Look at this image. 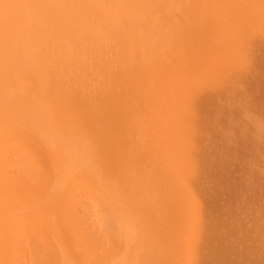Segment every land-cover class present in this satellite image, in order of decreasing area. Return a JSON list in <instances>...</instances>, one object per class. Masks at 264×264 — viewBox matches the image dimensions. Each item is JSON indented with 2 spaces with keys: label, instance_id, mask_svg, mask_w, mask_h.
I'll return each instance as SVG.
<instances>
[{
  "label": "rangeland",
  "instance_id": "1",
  "mask_svg": "<svg viewBox=\"0 0 264 264\" xmlns=\"http://www.w3.org/2000/svg\"><path fill=\"white\" fill-rule=\"evenodd\" d=\"M254 3L255 0L242 1L238 6L232 7L234 10H231L230 14L245 13L251 17L250 19L247 17L248 22L253 19L251 23L243 22L245 24L239 28L243 29L241 38L247 41L256 31L260 34V40L252 46L257 50L263 48V51L260 54L256 51L252 52L250 42V45L248 43L246 47L244 45V49L243 46L237 50L233 49L236 52L231 55L230 60L235 65L233 71L227 69L232 73L225 71L224 68H227L225 64L222 65V69V66L215 68L214 65L215 71H212V68H202L204 71L209 70L203 71L202 74L198 73V76L200 74V77L204 78L205 84L204 82L199 84L202 78L196 75L197 84L195 81L193 84L188 82L184 85V91L180 92L183 86L180 90L173 91L174 94L177 91H179L177 94L183 93V96L179 95L180 98L185 97L186 92V97L195 98L192 103L184 104L186 97L185 101L178 97L180 105L175 101L171 104L166 102L170 105L168 110L171 112L169 118L164 115L171 121H168L170 124H166V119L160 122L161 114L148 117L145 122H141V116L133 101V94L137 90L134 75L138 76L137 72H147L148 64L151 62L162 69L160 82L173 81L175 75L181 77L185 75L182 80L187 79L190 82L196 79L193 76L196 72V64L184 61L181 56L187 50L186 38L198 22V15L205 18V25H216V16L208 13L213 3L205 7L203 0H35L20 25L9 26L11 31L18 30V38L10 37L6 55L5 106L8 110L5 124L11 138L4 145L7 154L8 151L14 153L16 150L12 141L14 138L17 139L19 146L17 150L23 149L35 158L39 156L38 151H40L45 159L50 160L53 169H57L59 179L58 183L57 177L55 178L57 180L54 182L55 187L58 190L61 187L62 200L67 204H73L68 207L74 209L72 212L69 208L74 217L79 211H81L79 213L81 216L78 214L79 218L98 217L104 214L101 210L106 208L105 212L109 210L107 214L111 217L108 220L113 218L112 226L110 220L106 223L102 220L101 223L103 225L108 223L104 229L110 228L107 229L109 232L115 229L112 227L117 226L116 222L119 223V228L116 227V230H120V225H123L124 229L121 228L123 231L127 228L132 230L137 225L144 228L146 226L145 230L137 227L138 235H135L137 237L142 235V239L139 240L149 243V247H106L110 252L105 247H98V249L102 248V251L106 249L104 254L102 253L104 258L99 253L102 252L101 249L98 252L94 247L95 250L92 252L96 251L98 253L94 252V254L99 255L98 258L93 256V259L96 258L94 261L100 264H107L109 259L112 261L109 264H158L159 262V264H174L176 260L180 263V259H185L188 252L191 257L188 255L187 257L190 259L186 257L187 260L181 263L261 264L264 262L260 261L264 260V250H261L264 249V200L261 199L262 196L264 197V191L260 192L264 190V29L260 31L264 26L258 27L256 23L261 19L259 13L263 8L262 2H259L261 9L257 5L259 3L255 5ZM255 19L257 21H254ZM249 32L251 37H248ZM249 46L251 49L248 48ZM209 52L206 48L202 54L206 56ZM221 56L223 60L228 58L224 53ZM246 75H248L247 82L240 80L244 84L240 83L239 78ZM172 103L173 108L175 105L177 108L183 106L186 111L181 108L182 114L175 106L174 110L177 111L175 113L171 107ZM174 113L176 115L180 113L178 115L182 116H177L183 120L175 118ZM160 124L165 125L163 129ZM156 125L159 126V131ZM81 172H87L89 179L94 180L95 183L97 181L96 184L99 186L93 185V181L87 186L88 188L84 186L87 189L85 191L83 186L80 187L79 184L76 186L74 182L77 180L73 175ZM215 176H219L218 180ZM259 183H263V186ZM56 184L63 185V188ZM94 186L100 187V190L94 191L96 190ZM89 189L92 190L91 193H86ZM199 190H203L205 196ZM134 192L138 194L137 197ZM195 192L197 194L199 192L200 197H197ZM257 192L258 194L260 192V197ZM94 193L95 196H92ZM96 193H100L99 198ZM101 195L107 200L113 199L111 207L109 204L105 205L107 200L104 202L105 199ZM66 197H69L70 201ZM250 199L252 201H249ZM200 200L205 203L202 205L203 202ZM64 201L61 204L64 203L62 206L65 207ZM191 202L193 205L188 206ZM99 203L104 204L100 206L102 214L97 207ZM112 203L118 207H113L116 208L115 212L111 210ZM134 204L136 207L140 205V210L134 207ZM74 205L76 207L73 208ZM77 207L78 210L75 209ZM88 208L92 209L91 211L98 210L99 214L91 213L89 210L91 215H88ZM259 208L261 210L255 214L257 212L255 210ZM65 209L68 211V208L63 210ZM64 213L66 219L69 218L70 214ZM228 215L235 217H228L234 222L228 220ZM92 217L89 219L90 222L94 220ZM103 217L105 218V215ZM100 218L102 219V216ZM169 220L174 223L176 221L175 226L172 222L166 227ZM235 220L241 222L238 225L242 226V231L245 230L244 225L246 231L249 227L250 231L243 232L244 236L246 234L254 237L252 233H255L257 238L240 236L242 234L236 231L239 227H235ZM230 222L235 228L231 229L232 237L229 236L231 231L228 233L232 226ZM224 223L230 227L227 228ZM172 226L177 228L176 232ZM135 228L133 232H136ZM141 230L144 234L140 232ZM177 231L183 233L185 239L182 234L178 237L180 234ZM186 232L188 234H185ZM146 233L150 236L148 239L152 237V233L156 240L151 238L152 242L147 241ZM234 233L239 234L242 240L245 238L244 243L240 242L238 235L234 237ZM163 235H168L167 239ZM224 238H227L226 241ZM229 238L232 244L229 243ZM250 238V242L246 243ZM173 239L175 242L180 239L187 240L190 250L188 251V244L185 243L187 241L181 240L182 246H180L176 245L180 241L173 244ZM189 240L193 242L190 243ZM183 242L187 245L185 247L187 250H181ZM150 243L153 247H150ZM192 243H200L199 248L197 245L194 246L199 251L200 248L202 249L200 253L196 252L198 249L195 250L194 247L192 249ZM202 243L208 246L203 247L205 244L201 246ZM227 243L231 244V248L244 249L239 253L237 249H229ZM162 244L169 247H162ZM158 245L159 247H156ZM242 245L245 247H241ZM249 245L251 247H248ZM77 248L80 247L73 250ZM116 248L118 251L121 250L118 252ZM176 248L179 251L177 253ZM115 250L122 256L114 253ZM181 251L184 256L180 254ZM234 251L240 255L237 256ZM259 251L261 253H258ZM111 252L115 259L111 256ZM171 252L182 257L174 253L177 257L173 258ZM193 254L195 258L191 260ZM100 256L104 262H101ZM110 256L113 260L107 258ZM253 259H258L257 261L260 262L255 263ZM194 260L195 262L190 263Z\"/></svg>",
  "mask_w": 264,
  "mask_h": 264
},
{
  "label": "bare ground",
  "instance_id": "2",
  "mask_svg": "<svg viewBox=\"0 0 264 264\" xmlns=\"http://www.w3.org/2000/svg\"><path fill=\"white\" fill-rule=\"evenodd\" d=\"M34 1L35 0H0V264H100L99 262L94 261V260H96V258L93 259V256L98 258L99 255L96 254V253L99 252L98 250L101 249V251H102V248L98 249V247H105V248L106 247H110V248L111 247L112 248L113 247H117V248L118 247H120V248L121 247H130V248L131 247H149V243H146V242L144 243V242L139 240V238L142 239L141 238L142 235L140 233H139L141 235L140 237L136 236V235H138L137 234V227L140 228V229L144 228L143 226L140 227L141 225L140 226L137 225L136 228L134 227L136 232L132 231L134 229L132 227H131L132 230H130V228L129 229L127 228V229H125L123 231L122 230V229H124L123 225L122 226L120 225V230H116V227L119 228V226H118L119 223L118 222H116L117 226L113 225L112 228H115V229L111 230V232H109L107 230V229L110 230V228L105 227L106 229H104V226L108 225V223L106 225H103V223H101L102 220H103V222L106 223L108 218H111V217L108 216L109 210L108 211L106 210L107 212H105L106 208L103 209V207H102L103 210H101V211L104 212V214L101 215L102 219L100 218L101 217L100 215H98L99 218L97 216H93V217L91 216L92 219H94V220H91V222H90L89 219L91 217H89V219L86 218V217H84V218L80 217L79 218V216H81V214H79V213H81V211H79V213L78 212L76 213V210H75V213L77 215H75V217H74L73 213L70 212L72 209L70 207H68V205L71 206L73 204H69V203L67 204V202H65L61 198L60 192L62 193V190H61L60 186H62V188H63V185H60V184H63L65 182L62 181L63 183L60 182L59 185L56 184L57 186L60 187V188L58 187L60 190L56 189L57 187H55L54 182L57 181L55 179L57 177V169L56 168L53 169V166H51L52 164L50 163V160L45 159L40 151H38V153H40L39 156H37L35 158L32 154H29L27 151H25L23 149L17 150L18 147H19L17 145V139L12 138V141L14 142V146L16 147V150H15L14 153H10L8 151V154H7V151H6V148L4 147V145H5V142L8 141L11 138H10V134H9L8 129L6 127V124H5V117L7 116L6 114H7V110H8V107L5 106L6 94H7L6 93V86H7V79H6V55H7V51H8V40L10 39V37H14L15 39L18 38V30L16 29L14 31H11V29H9V26H12V25L19 26L21 21L25 19V13L27 12L28 8L31 7L34 4ZM242 1L244 2L246 0H211V1L203 0V3H205V7H207L209 4L213 3V7L211 9H209L208 13L216 16V17L214 16L215 19H216V23H215L216 25H211V26L210 25H208V26L205 25L204 24V23H206L205 22V18L201 17V15H198L197 16L198 17V22L194 25V27L192 28L191 32L188 34V36L186 38V44L185 45H187V47H186L187 50L185 51V54L183 56H181V57H182V59L184 61H191L192 63L196 64V72L193 75L194 77H196V75H197V77H200L201 76L200 74L204 73L205 71H209L208 69H211V68H212V71H215V70H213L214 69L213 68L214 65H215V68H217V67L220 68L223 64H225V66L227 67V68H224L225 71H227V72H228V70L231 71L233 69L234 65H235L234 63H232V60H230L231 55L235 54V52H236L233 49L237 50V48H239L240 46H243V49H244L249 44V42H250L251 47H252V50H251L252 52L256 51V53L260 54L263 51V48L261 50L260 49L257 50V49H255L252 46V44L254 45L255 42L260 40V34L257 33L256 31H254V33H252L253 37L250 36L251 33L249 32L250 34H249L248 37H251V38H249V40L246 39L247 41H244L245 38H243V39L241 38L242 37V33H243L241 31L243 29H239V28L243 27L242 25L246 23L245 21H247V23H251V20L253 21V19H251L248 22V19H250L251 17H249V15L245 14V13H243V14H234V15L230 14L231 10H234V9H232V7L238 6L239 3L242 2ZM260 1L262 2V6H261V7H263L262 9L260 8V5H261L259 3ZM263 1L264 0H259V2H258V1L255 0L256 3H259L257 5H259V8L261 9L260 13H259V16L261 17V19H259L260 18L259 17L258 21L256 19L254 20V21H257L256 23L258 24V27H260V26L263 27L264 26V6H263L264 3H263ZM256 3H254V5ZM226 4H228V6ZM247 17H248V19H247ZM255 17L257 18V16H255ZM26 18H27V16H26ZM243 22H245V23H243ZM263 29L264 28H260V31H263ZM250 39H252L254 42L252 40H250ZM246 43H248V44H246ZM244 45H245V47H244ZM251 47L249 46L248 48L251 49ZM206 48L209 49L210 52L207 53L206 56H205L202 53L205 52ZM222 53H224L225 56H227L228 58L223 60V58H221L222 57L221 56ZM258 60L256 59L255 61H258ZM226 62H227V64H226ZM148 67H149V69H148L147 72H144V73L143 72H137L138 76L134 75L135 76L134 82L137 83L136 84L137 90H136V93L133 94V96H134L133 101L135 102V108L139 111V114L141 116V122H145L146 118L153 117V116L158 115V114H161V116L159 115V117H161V121L160 122H163L166 119L165 115L168 118L170 117L169 112H171V111L168 110L170 108L169 104H171L172 101H175V103L177 102V104H178L179 100L182 99V98H183L182 101L183 100L185 101L184 98L187 96V94L185 92L184 93L185 97L180 98L179 95L183 96L182 95L183 93L182 94L181 93L177 94V92L179 93V91H177V92H175L176 94H174L173 91H175L177 89L180 90L181 86H183L182 90L180 91V92H182V91H184L183 89L185 87L184 86L185 84H187L188 82H189V84H193L194 81L197 84L198 81L196 82V80H198V79L196 77V79L194 78L190 82V81H187L186 78H184L186 80H182V78L185 75L183 77H181L180 75H175L173 77V81L160 82L159 79L163 75L162 69L157 67V66H154L151 62H149ZM202 68L203 69L208 68V69H206L204 71ZM222 68H223V66L221 67V69ZM198 70H199V72H198ZM198 73H200L199 76H198ZM228 73H232V72H228ZM200 78H202V77H200ZM247 79H248V75L242 76L241 78H239V82L241 83L242 81H240V80H243V82L246 83ZM203 80H204V78H202V81L200 79L199 80V84H200V82H202V83L204 82V84H205V81H203ZM237 80H238V78H237ZM204 84H201V85H204ZM201 85H199V86H201ZM168 90L170 92H168ZM145 91H147V92H145ZM156 92H158V94H155ZM186 98H187L186 101H185L186 103H184V104H187V105H188V103L193 101V99H195V98L192 99V97H191V99H189L190 97L189 98L186 97ZM173 99H177V100L179 99V100L177 101V100H173ZM167 101L169 102V104L167 103L168 105L166 104ZM194 101H196V100H194ZM173 103H172L171 107L174 105ZM178 105H180V103ZM175 106H174V108H175ZM184 106H186V105H184ZM174 108H173V110H174ZM176 108H177V106H176ZM178 108L181 111L185 107L183 108V106H182V107H178ZM178 108H177V111L179 112ZM174 111H175V113H177L176 110H174ZM174 111H172V112H174ZM166 113H168V114H166ZM178 114H180V113H178ZM182 114H183V112H182ZM177 115L175 116V118L177 117L178 119L182 116V115L181 116L178 115V116H180V117H178ZM186 115H187V113H186ZM186 115H185V117H186ZM159 117H158V119L156 118V121L159 120ZM168 118L166 119V121H167L166 124L169 123L168 121H170V120H168ZM178 119H177V121H178ZM171 120H173V119H171ZM179 120H181V118ZM171 125H173V124L171 123ZM171 125H169V126H171ZM159 126H161V128H162L165 125L162 126L160 124ZM156 127H157V125H156ZM156 127H155V129H156ZM162 129H160V130H162ZM152 130H154V129H152ZM158 131H159V128H158ZM88 173L91 174L90 172H88ZM209 174H213V173H209ZM73 177H74L75 180H77V181L74 182L76 184V186L79 184V185H81L80 187H82V186L83 187L84 186L87 187L92 181H93L92 184L94 183L93 185L99 186V185L96 184L97 181L95 183L94 180L89 179V175L87 174V172H81L80 174L78 173L76 175H73ZM210 177H211V175H210ZM212 177H213V175H212ZM218 178H219V176H215V179L218 180ZM57 179H58V177H57ZM263 181H264V179H263ZM58 183H59V179H58ZM262 184H260V185H262ZM96 186H94L95 189H96L94 191H98V189L100 190V187L97 188ZM65 187H66V185H65ZM65 187H64V189H65ZM86 187H84L85 188V189H83L84 191L87 190ZM77 188L78 187H76V189ZM91 188H93V186H91ZM76 189H74V190H76ZM79 190H81V188ZM90 190L91 189H89L86 193L90 192ZM263 191L264 190H260V192H262V193H263ZM199 192L202 193L203 190L202 191L199 190ZM199 192H198V194L195 192L197 194V197L198 196L200 197V195H199L200 193ZM260 192H259V194H260ZM134 193H133V195H134ZM99 194H97L98 198H99ZM136 194L137 193H135V196H136ZM196 194H195V197H196ZM203 194H204V192H203ZM208 194H210V193H208ZM257 194H258V192H257ZM92 196H95V193ZM105 196L106 195L104 194V197ZM203 196H205V194ZM203 196L201 195V197H203ZM207 196H210V195H207ZM239 196L243 197V195H241V194H239ZM260 196L261 195H259V197ZM102 197H101V199H102ZM104 197H103V199H105L104 200V202H105L107 200V198H104ZM136 197H134V198H136ZM256 197H257V195H256ZM66 198H67L68 201H70L68 199L69 197H66ZM181 198H182V196H181ZM258 198H257V200H259ZM95 199H97V198L95 197ZM103 199L101 200L102 202H103ZM199 199L200 198H198V200ZM261 199L264 200V197L262 196ZM98 200H100V199H98ZM62 201L65 202L67 207H66V205H65V207L62 206V205H64V203L61 204ZM108 201H110V203H107ZM111 201H113V199L109 198L107 200V202L105 203V205L109 204L110 207H111ZM190 201H192V198H190ZM200 201L203 202V203L200 202L202 205L205 203V201H203V200H200ZM249 201H252V199H250ZM138 202H139V200H138ZM176 202H177V200H176ZM194 202L195 201L193 200V203ZM113 203H112V209L111 210L114 211V209H116V208H113V207H117V205L113 204ZM257 203H260V202H257ZM135 204H134V207H136ZM98 205L99 206H97V205L96 206L99 208V212H100V209H101L100 206H102L104 204L99 203ZM113 205H116V206H113ZM140 205H141V203H140ZM140 205H139V207H136V208H138V210H140L139 209ZM191 205H193L192 202L190 204L188 203V206H191ZM260 205H261V203H260ZM76 206H77V204H76ZM76 206L74 205L73 208L76 207ZM96 206H95V209H96ZM194 206H196V205L194 204ZM63 207L64 208H68L67 209L68 211H66V209L64 211ZM164 207L166 208V206H164ZM197 207H198V204H197ZM69 208L71 210H69ZM78 208L79 207H77L75 209L78 210ZM86 208H87V206H86ZM91 208H92V205H91ZM200 208H201V206H200ZM87 210H88L87 214L89 215L90 214L89 213L90 208H88ZM167 210L165 209V211H167ZM259 210H261V208H259L258 210H255V211H257V212L254 211L255 214L259 213L258 212ZM73 211H74V209L72 210V212ZM204 211H206V210H204ZM64 212H67V214L70 212L69 213L70 216L68 215L69 218L66 219V217L64 215L66 213H64ZM86 212H85V214H86ZM92 212L94 213L96 211L94 210V211H91V213ZM97 212H98V210H97ZM102 212H100V213L102 214ZM161 213H162V211H161ZM78 214H79V216H78ZM97 214H99V213H97ZM63 215H64V217H63ZM104 215H105V218L103 217ZM229 215L227 216V218L230 217ZM114 216H116V215H114ZM136 217H138V216H136ZM233 217L231 215L230 218H233ZM261 217H263V216H261ZM115 218L116 217H114V219ZM230 218H228V220L229 221L231 220V221L234 222V220L230 219ZM134 219H135V217H134ZM109 220L111 222V220H113V218L109 219ZM226 220L227 219H225V221ZM92 221H93V223H92ZM116 221H117V218H116ZM142 222H144V221H142ZM163 222L164 221L162 220V223ZM172 222L170 221L169 223H167L166 227L168 226V224H170V223L172 224ZM235 222H236V220H235ZM175 223H176V221H175ZM175 223H174V226H175ZM225 223H224V225H225ZM230 223H232V222H230ZM239 223L241 224V222H239ZM239 223L236 222L237 225ZM130 224H132V222ZM216 224H218V222ZM219 224H221V221H220ZM219 224H218V226L216 225L217 228L219 227ZM227 224H229V223L227 222ZM227 224L225 225L226 227L228 226ZM236 224H235V227L238 228L240 224L238 226H236ZM244 224H245V222L242 223V225H244ZM246 224H247V222H246ZM251 224H253L252 221H251ZM110 225L112 226V222H111ZM142 225H143V223H142ZM158 225H160V224H158ZM222 226H223V224H222ZM230 226H231V228H229ZM230 226H228L227 228H229L228 233H230L229 231H231V233H230L231 235L229 234V236L232 237L233 234H232V230L231 229L234 228L233 223L230 224ZM244 226H243V229H245V230L242 231L241 230L242 226H241V227H239L240 229L238 228V229H236V231L237 230L240 231V233L237 231L239 234H242L240 236L251 237V236H248V235L245 234L247 231H250V230H248L249 229V227H248L249 225L246 226V227H248L247 231H246V228ZM128 227H130V226H128ZM160 227L162 228L161 225H160ZM179 227H181V226H179ZM92 228H94V229H92ZM173 228L175 229V227L172 226V229ZM253 228H254V226H253ZM145 229H146V226H145V228L143 230H145ZM166 229H169V228H166ZM176 229H175V232H176ZM234 229H233V232H235ZM157 230H159V229H157ZM255 230H257V229H255ZM163 231H164V227H163ZM172 231H170V232H172ZM178 231H177V233H179ZM182 231L180 230V232H182ZM140 232L142 233V230ZM148 232H150V231H148ZM175 232H174V234H175ZM243 232H245L244 233L245 236L243 235ZM257 232H258V230H257ZM166 233H165V235H166ZM183 233H184V231H183ZM183 233H181V234L183 235V238H184V234ZM248 233H252V232H248ZM142 234H144V233H142ZM174 234H173V236L175 237ZM181 234L179 236L177 234V236L181 237ZM185 234H188V233L186 232ZM239 234H237V235L239 236ZM253 234H254V237L257 238V236H255V233H252V236H253ZM165 235H163V236H165ZM237 235H235V233H234V237L237 236ZM146 236H147V239H146L147 241L148 240L151 241V238L155 239L152 233H151V236H152L151 238L148 239V237H150V236H148L147 233H146ZM167 236H165V239H167L166 238ZM218 236H221V235H218ZM218 236H217V238L219 239ZM240 236H239V239L242 238ZM260 236L262 237L261 233H260ZM160 237H159V239H162ZM171 237H170V239L174 238V237H172V238ZM254 237H251V238H254ZM251 238L247 239L248 242L245 240L246 243H249L250 242L249 240H251ZM184 239L183 240L182 239L178 240V241H180L179 243H176L178 241L175 242L174 239H173L174 242L173 241L172 242H173V244L176 243V245L179 244L180 246H182L181 243H182V241H184ZM225 239H227V238H224V240ZM230 239L231 238L228 239L229 243L231 242ZM259 239H260V237H259ZM217 240H215V241H217ZM234 240H235V238H234ZM236 240H238V239H236ZM241 240L242 239H240V242L244 243L243 240L242 241ZM255 240L257 241V239H255ZM166 241H168V240H166ZM185 241H187V240H185ZM211 241H213V240H211ZM253 241H254V239H253ZM155 242H153V243H155ZM189 242H190V240H189ZM191 242H193V241H191ZM196 242H198V241H196ZM185 243L188 244V241L185 242ZM185 243L183 245L184 249L182 247L181 250H187V248H188V251H189L190 250L189 244H188V247H187V245ZM232 243L233 242H231V244ZM246 243H245V246L247 245ZM144 244H146V245H144ZM203 244H205V245L203 246ZM231 244H228V245L230 246ZM255 244H257V243H255ZM151 245H150V247H153V245L152 246ZM167 245H169V244H167ZM195 245H197V246L199 245L200 246V243L199 244L198 243L197 244H193L192 249H193V247ZM206 245H207L206 243H202L201 246L206 247ZM251 245H249L248 247H251ZM161 246L162 247H169V246H166V244H162ZM171 246H174V245L171 244ZM190 246H191V244H190ZM199 246H198V248H199ZM245 246L242 245L241 247H245ZM71 247H72V250L74 248H76V247H80V248H77V249L72 251ZM94 247H96V250L98 251V252L94 251V252H96L95 253L96 255L94 254V252H92V250H95ZM156 247H159V245L156 246ZM185 247H187V248L185 249ZM195 247H194V249H195ZM220 247H221V245H220ZM117 248H116V250L118 251ZM171 248H173V247H171ZM177 248H176V251H175L176 253L179 252V251H177ZM198 248H196V249H198ZM216 248H217V246H216ZM253 248H255V247H253ZM106 249H108V248H106ZM166 249H168V248H166ZM229 249H232V250L233 249L234 250L237 249V252L240 253L244 248L242 250L241 249L238 250V248H236V247L235 248H231V246H230ZM105 250H103L102 252H99V253H101L100 255L103 256V254H104L103 252H105ZM109 250L110 249H108V251ZM116 250H115L114 253H117ZM120 250L121 249H119V251ZM201 250L202 249L200 248V251ZM213 250L215 251V248ZM221 250H222V248H221ZM261 250H264V249H261ZM172 251H174V250H172ZM200 251L198 249V251H196V252L200 253ZM203 251H204V248H203ZM196 252H194V253L197 254ZM226 252H228V251H226ZM111 253H112L111 256H114L113 252H111ZM172 253L173 252H171L170 254H172ZM174 253H173L174 256H172L173 258H176L177 256H179L178 254L175 253L177 255L176 256ZM190 253L192 254L193 251L190 252ZM234 253H236V252L234 251ZM258 253H261V252L259 251ZM180 254H182V256H184L182 251L180 252ZM184 254H186V253H184ZM188 254L189 253L187 252V255ZM218 254L220 256V253H218ZM252 254H253V251H252ZM118 255H121V253H119ZM187 255H185V259H183V260L180 259V260L184 261V260H187L188 257H191L189 255L187 257ZM238 255H240V254H237V256ZM260 255H262V254H260ZM102 256H100L101 258L99 257V259L101 260V262H104V261H102ZM111 256L107 257V258L109 259V258H111ZM222 256H223V254H222ZM229 256H231V255H229ZM234 256H236V255H234ZM167 257H171V256L167 255ZM200 257L202 258V255H200ZM103 258H104V256H103ZM194 258L195 257H194V254H193V258H191V260L194 259ZM223 258H225V256H223ZM240 258L241 257L239 256V259ZM90 259H93V260L90 261ZM114 259H115V256H114ZM155 259H156V256H155ZM177 259H179V258H177ZM188 259H190V258H188ZM198 259H200V258H198ZM109 260H108L107 264L112 262L111 260L110 261ZM216 260H217V258H216ZM220 260H218V261H220ZM257 260H254L255 263L256 262L258 263L260 261L261 262L264 261L263 259L262 260L259 259L260 261H257ZM117 261H118V258H117ZM181 261H180V263H181ZM254 261H253V263H254ZM171 262H173V261H171ZM175 262H178V260L174 261V264H176ZM192 262H195V260L191 261L190 263H192ZM222 262L223 261H221V263ZM183 263H181V264H183ZM230 263L234 264L235 262L234 263L230 262ZM263 263H261V264H263ZM102 264H104V263H102ZM185 264H187V263H185ZM200 264H205V263H201L200 262ZM210 264H212V263H210ZM224 264H226V262H224ZM258 264H260V263H258Z\"/></svg>",
  "mask_w": 264,
  "mask_h": 264
}]
</instances>
